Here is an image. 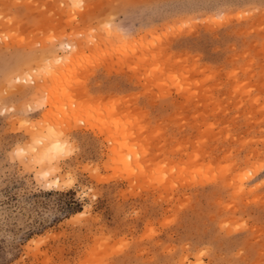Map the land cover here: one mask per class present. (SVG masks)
I'll return each instance as SVG.
<instances>
[{
  "label": "rangeland",
  "instance_id": "rangeland-1",
  "mask_svg": "<svg viewBox=\"0 0 264 264\" xmlns=\"http://www.w3.org/2000/svg\"><path fill=\"white\" fill-rule=\"evenodd\" d=\"M0 264H264V0H0Z\"/></svg>",
  "mask_w": 264,
  "mask_h": 264
},
{
  "label": "bare ground",
  "instance_id": "bare-ground-1",
  "mask_svg": "<svg viewBox=\"0 0 264 264\" xmlns=\"http://www.w3.org/2000/svg\"><path fill=\"white\" fill-rule=\"evenodd\" d=\"M71 49H72V47H70ZM55 72H57V70L55 71ZM58 74V73H57ZM54 76H55V78H56V80H58L59 79V76L58 75H56V73H54ZM18 81H21V78H19L18 79ZM50 104H52V103H49V105ZM93 127V126H92ZM53 138H54V142L52 141V143H49V144H45V147L42 149V150H40L38 147L37 148H35V150H33L34 151V159L37 161V162H39V163H41V164H43V172H44V176L46 175H48L49 176V174H50V172H51V169H50V167L48 166L47 167V165H45L46 164V162L47 161H51L52 160V156H54V155H57L59 152H62L64 149H65V145H64V143L63 142H61V141H59V140H55V138L57 137V133L56 132H53L52 133V135H51ZM45 149V150H44ZM117 152V151H116ZM118 153V152H117ZM121 153V152H120ZM120 155V154H119ZM122 161H124V160H122ZM45 166H46V168H45ZM42 167V166H41ZM58 181H55V183H57ZM59 182H60V180H59ZM66 183V182H65ZM58 186H59V184H57ZM57 187V186H56Z\"/></svg>",
  "mask_w": 264,
  "mask_h": 264
}]
</instances>
